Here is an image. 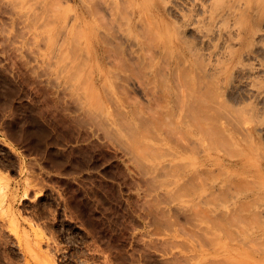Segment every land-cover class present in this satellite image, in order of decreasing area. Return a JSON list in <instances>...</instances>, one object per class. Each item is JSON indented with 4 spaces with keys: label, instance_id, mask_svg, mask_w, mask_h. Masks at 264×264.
<instances>
[{
    "label": "rangeland",
    "instance_id": "obj_1",
    "mask_svg": "<svg viewBox=\"0 0 264 264\" xmlns=\"http://www.w3.org/2000/svg\"><path fill=\"white\" fill-rule=\"evenodd\" d=\"M61 1L73 17L76 3ZM9 2L0 0V264H264V252L254 263L241 246L244 220L225 203L233 191L213 192L207 175L182 171L191 156L147 172L168 156H136L135 126L115 106L121 90L100 82L80 99L97 100L98 116L78 111V97L33 59L39 48ZM107 110L116 128L101 119Z\"/></svg>",
    "mask_w": 264,
    "mask_h": 264
},
{
    "label": "bare ground",
    "instance_id": "obj_2",
    "mask_svg": "<svg viewBox=\"0 0 264 264\" xmlns=\"http://www.w3.org/2000/svg\"><path fill=\"white\" fill-rule=\"evenodd\" d=\"M68 1L77 7L71 18L61 0L14 4L39 48L33 59L78 101L100 82L121 90L115 106L135 126L144 151L137 147L136 156L145 162L167 153L164 162L148 161L150 174L191 156L192 163L181 160L182 171L207 175L213 192L233 191L225 203L242 216L236 234L256 263L264 252V0ZM77 104L95 115L100 107L97 100ZM100 117L119 124L110 110Z\"/></svg>",
    "mask_w": 264,
    "mask_h": 264
}]
</instances>
